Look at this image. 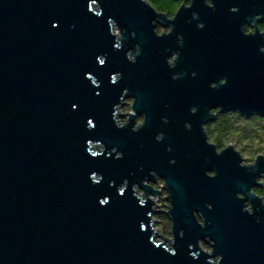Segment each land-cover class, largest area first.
<instances>
[{"label": "water", "instance_id": "95a60500", "mask_svg": "<svg viewBox=\"0 0 264 264\" xmlns=\"http://www.w3.org/2000/svg\"><path fill=\"white\" fill-rule=\"evenodd\" d=\"M89 3L0 0V264H208L206 254L194 259L188 249L205 237L216 241L222 264H264V206L248 196L259 172L240 168L231 150L217 156L200 128L214 119L208 109L217 105L264 115V36L240 31L264 13V0H214L215 8L193 0L172 21L141 0H99L91 5L99 17ZM232 6L240 11L232 13ZM153 21L172 26L160 28L173 33L157 38ZM137 45L141 52L132 63L126 54H135ZM172 52L180 54L175 68L167 64ZM98 55L106 56L105 66ZM174 73L186 75L173 80ZM223 77L227 85L210 87ZM125 88L129 96L121 106L131 97V112L147 116L139 132L131 130L135 117L125 129L112 119ZM193 106L199 109L195 115ZM124 116L125 110L118 112ZM92 118L94 129L86 122ZM161 131L165 138L157 142ZM89 141L102 156L87 152ZM113 147L123 159L111 153ZM258 168L264 171V158ZM153 170L172 193L175 256L150 244L152 202L140 207L132 195L131 184ZM212 170L215 178L206 175ZM93 172L103 176L99 183L90 179ZM125 179L130 186L121 196ZM237 191L259 211L243 212ZM105 197L109 204L101 205ZM194 209L210 221L206 228L196 223Z\"/></svg>", "mask_w": 264, "mask_h": 264}, {"label": "clouds", "instance_id": "9594fccd", "mask_svg": "<svg viewBox=\"0 0 264 264\" xmlns=\"http://www.w3.org/2000/svg\"><path fill=\"white\" fill-rule=\"evenodd\" d=\"M141 2L145 5H148L153 10L155 9V13L161 10L164 11L165 15L163 16H166L167 13L170 12L171 17L167 18L169 21H172L177 17V13L180 12L182 7L191 9L193 6V0H187V2H185V0H141ZM204 4L209 8H215L214 0H204ZM230 11L232 13H238L240 11L239 6H232ZM192 16L193 19H198L197 13H193ZM262 20H264V13H257L254 19H251L249 22L241 25L240 31L245 37L256 36L257 30L261 36H264V22L257 23V21ZM153 25V32L157 38L170 36L174 31H170L167 35H158L157 33L160 29V26L164 25L157 21H153ZM164 27L174 29L172 26ZM197 27L203 30L205 28V24L201 22L197 25ZM118 28L121 31L119 25ZM110 33L113 36L112 28H110ZM135 35V32H133V38H135ZM122 39L123 33L120 37V41L116 43V47L117 45L121 47ZM178 40L179 43L183 45V36H179ZM259 51L264 53V45L260 47ZM140 52L141 49L139 45L136 46L135 54H133L132 51H128L126 54L128 61L136 63ZM179 56V52H172V54L168 56L167 64L170 68H175ZM120 75L122 78V74ZM181 75H186V73H174L172 75V79H179ZM196 75L197 73L193 71L192 76L195 77ZM112 77L115 79H111V82L116 84L118 82L117 74H113ZM227 83L228 78L223 77L220 79L219 84H217L215 81L211 82L210 87L217 89L220 86L227 85ZM94 85L97 87L100 86L96 83V81ZM213 85H215V87H213ZM125 96H129V90L127 88L124 89L123 94L120 97V102L113 106V122L118 129H125L130 123H132L131 118L135 117V122L132 124L131 130L133 132H139L147 122V116L145 114H138L134 108V111L132 115L128 117L127 122L118 117V112L121 109V103L124 101ZM128 103H131V97H129ZM126 110L127 109H125V111ZM198 110L199 109L196 106L190 108V112L193 115H195ZM208 115L214 119L204 121L200 125L205 144L211 148H214L215 154L217 156L223 155L226 151L231 150L235 155L238 156L240 168L248 169L252 172H259V175H257L255 178V185L252 186L248 191V196L258 198L261 206H264V171H261L258 168L259 160L264 158V115L256 112L246 115L239 110L225 111L222 105L210 107L208 109ZM163 120L165 123L168 122L167 117H164ZM226 122L229 123L226 124ZM244 127H249L254 129V131L246 136L244 132L240 130ZM185 129L187 131L192 130V125L190 122L185 123ZM164 138L165 133L161 131L156 135L155 140L157 142H162ZM92 144V141L88 142L89 146L87 148V152L90 153L92 157H98L102 153L93 151ZM171 150V147H169L168 151L171 152ZM112 153L116 154L117 159H123L124 157V153L119 151L116 147H113ZM171 163H175V161L173 160ZM209 173L214 175L210 177ZM206 175L209 178H215L218 173L215 170H212L206 172ZM90 179L97 183V181L103 179V176L97 172H93L90 176ZM114 184L115 182L113 181L112 185L114 186ZM149 184L154 185L155 187H150ZM129 186L130 181L125 179L118 189L119 195L123 196L126 190L129 189ZM146 189H151L152 191L148 192ZM131 190L133 197L138 200L140 207L147 206L149 201L152 202V210L147 212V217L150 219L151 232L153 233L151 236H149L150 244L157 247L163 246L167 253L173 256L177 255V250L175 248L177 239L175 234V221L171 215L175 205L171 199L172 193L168 188L167 179L153 170L149 173V176H146L140 183L131 184ZM235 195L237 199L244 201L242 207L243 212L249 215H254L256 211H259L258 208H254L252 201L247 199L243 192L237 191ZM101 201H109V198L105 197L99 201L101 205H108L109 203L105 204ZM206 208L211 211L213 209V204H206ZM192 216L201 228H206L208 223H210L202 211L194 209L192 211ZM257 222L259 223V219ZM140 230H146L145 223L143 221L140 223ZM184 235V231L181 230L179 232L180 238H183ZM165 241H167V243H165ZM215 243L216 241L211 237L199 239L195 244L190 243L188 245L189 254L195 259L198 258L201 253H203L209 257L208 264H222L224 257L223 254H215ZM197 247L199 251H191L193 248Z\"/></svg>", "mask_w": 264, "mask_h": 264}, {"label": "snow or ice", "instance_id": "6c2138e0", "mask_svg": "<svg viewBox=\"0 0 264 264\" xmlns=\"http://www.w3.org/2000/svg\"><path fill=\"white\" fill-rule=\"evenodd\" d=\"M97 3H99V0H90V3L88 4V8L93 12V13H95V15L97 16V17H99V16H101L102 15V13H96L95 11H94V9H92L91 8V5H93V4H97ZM110 23V21H108V24ZM55 27H58L59 25H54ZM120 46L119 45H117V48H119ZM97 60H98V63H99V65H101V66H105L106 65V62H107V58H106V56H104V55H98V57H97ZM111 79H115L114 77H112L111 76ZM88 80L91 82V84H95V81H96V78H95V76H92V75H89L88 76ZM213 87H215V85H213ZM100 93H96V95H99ZM72 107L75 109V108H77L78 106L75 104V103H73V105H72ZM93 119L94 118H92V119H87V125L89 126V128H92V129H94L95 127H96V125L93 123ZM113 149V148H112ZM112 149H111V153H112ZM111 153H109V154H111ZM103 154H100L99 156H102ZM214 175V174H213ZM101 180H99V181H97V183H99ZM102 203H105V204H108L109 203V201H101Z\"/></svg>", "mask_w": 264, "mask_h": 264}, {"label": "rangeland", "instance_id": "374dc122", "mask_svg": "<svg viewBox=\"0 0 264 264\" xmlns=\"http://www.w3.org/2000/svg\"><path fill=\"white\" fill-rule=\"evenodd\" d=\"M167 31H168V30H166V29L160 28L158 32H159V33H164V32H167ZM125 103H126L127 105L124 106V107H121L120 111H124L125 109H127V110L125 111L126 116H124V117L122 118L125 122H127L128 116H129L130 114H132V112H131L132 100H131V103H128V99H127V100H125ZM128 105H130V106H128ZM154 187H155V186H154ZM165 203H166V202H165Z\"/></svg>", "mask_w": 264, "mask_h": 264}, {"label": "trees", "instance_id": "16d2710c", "mask_svg": "<svg viewBox=\"0 0 264 264\" xmlns=\"http://www.w3.org/2000/svg\"><path fill=\"white\" fill-rule=\"evenodd\" d=\"M159 13H161V14H163V15H165V12L164 11H158ZM167 17H171V13L169 12V13H167V15H166ZM227 123H229V122H226V124ZM241 131H243L244 132V134L247 136V135H249V134H251L253 131H254V129H251V128H249V127H244V128H242V129H240Z\"/></svg>", "mask_w": 264, "mask_h": 264}, {"label": "flooded vegetation", "instance_id": "af4514ba", "mask_svg": "<svg viewBox=\"0 0 264 264\" xmlns=\"http://www.w3.org/2000/svg\"><path fill=\"white\" fill-rule=\"evenodd\" d=\"M158 31H159V30H158ZM168 32H169V30H168L167 32H164V33H168ZM157 34L160 35V34H163V33H159V32H158ZM121 107H123V105H122ZM153 187H154V186H153Z\"/></svg>", "mask_w": 264, "mask_h": 264}]
</instances>
